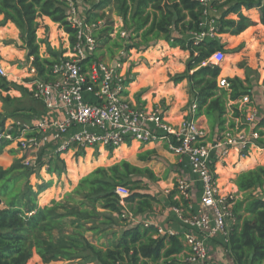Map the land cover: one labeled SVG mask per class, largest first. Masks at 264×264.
I'll return each instance as SVG.
<instances>
[{"label": "trees", "instance_id": "16d2710c", "mask_svg": "<svg viewBox=\"0 0 264 264\" xmlns=\"http://www.w3.org/2000/svg\"><path fill=\"white\" fill-rule=\"evenodd\" d=\"M69 1L0 0V28H12L17 32L22 42L18 50L26 53L27 59H32L31 65L43 79H47L50 67L64 59L76 42L77 29L67 21ZM110 5L121 18L128 35V39H119L120 45L114 43L119 52L129 56L121 61L128 63L132 54H145L149 66L131 63L125 75V87L128 89V85L135 81L134 68L144 69L146 66L147 73L153 74L161 59L166 57L165 51L184 53L187 58L179 55L167 58L159 82L167 80L173 85L186 82L188 100L196 104V116L206 118L211 140L224 131L227 104L249 96V74L259 76L264 71V47L255 43L258 41L256 32L264 36V0H213L211 7L216 6L220 12L214 19L216 28L213 38L201 41L195 37L203 33L205 8L197 0H100L98 7L88 12L86 23L102 22L105 15L97 11ZM41 19L44 20L42 26ZM112 24L113 21L105 23L97 33L99 47L93 60L102 61L99 50L118 40L108 36ZM129 37L132 41H128ZM138 38L140 43H134L133 40ZM13 51L10 44L0 48L3 68L8 66L11 56H17ZM217 52H222L224 59L226 55L235 57L240 53L245 58L240 57L233 68L223 69L224 60L219 65L209 63ZM254 64L257 69H252ZM13 68L21 69L17 65ZM222 79L229 83V89L219 86ZM10 85L0 76V96L4 102L14 99L3 96L11 90ZM19 88L26 92L21 86ZM155 107L162 109V116L166 119L169 104L165 102L164 109L159 104L152 108ZM237 116L235 106L234 117ZM184 119L183 115L177 124L167 122L178 126ZM13 127L12 135L16 139L0 140V264H183L181 258L187 247L182 233L160 236L154 225L146 227L139 220L161 202L154 195L142 192V181L131 180L142 175L155 180L153 172L136 167L127 159L136 153L138 147L137 159L151 161L155 158L154 150L143 149L158 143L130 141L102 153L90 150L88 155L86 151L89 149L71 147L46 161L42 160L44 149H41L37 163L39 170L45 168L44 175L49 178L45 181L38 176L39 170L23 165L25 156L19 139L22 128ZM3 129L4 122H1L0 131ZM254 130L258 134L254 144L264 151V117L257 118ZM35 135L34 128H30L23 139ZM262 155L264 152L257 153L253 148L243 153L233 149L227 157L213 162V175L221 191H224L226 179L231 174L229 166L239 171L230 180L237 192L224 191L242 194L233 207V224L226 245L233 264H264ZM78 173L86 174L63 198L41 200L40 195L52 186L55 178L68 186V181L73 183ZM31 177L38 178L34 185ZM117 187L125 188L128 197L122 200L115 192ZM256 192L260 195L257 196ZM175 195V190L168 195L170 207L180 208L186 215L188 202L174 200ZM98 209L110 215H102ZM113 216L124 227L119 235L109 232L115 225ZM131 219L136 223L128 224ZM96 222L105 227L100 230L94 226ZM86 232H93L99 240L105 237V244L97 246L88 242L84 237Z\"/></svg>", "mask_w": 264, "mask_h": 264}, {"label": "built area", "instance_id": "2783aa9c", "mask_svg": "<svg viewBox=\"0 0 264 264\" xmlns=\"http://www.w3.org/2000/svg\"><path fill=\"white\" fill-rule=\"evenodd\" d=\"M197 1L205 8V19L212 12L213 0ZM66 14L67 21L77 29L74 46L64 59L50 67L47 79L41 78L32 65L27 68L26 87L32 98L41 103L44 115L31 127H21L19 139L25 156L23 165L34 171L39 170L34 154L41 149L51 157L71 147L90 148L102 153L130 141L163 145L186 164L193 182L199 185V200L197 209H192L191 183L178 179L174 200L188 202L189 210L186 215L180 208L172 207L171 210L182 231L156 227L157 234L174 236L182 233L187 247L181 259L183 264H213L209 259L207 242L218 236L226 250L231 230L228 224H233L236 195L220 190L212 166L214 161L227 157L233 149L243 153L258 148L254 144L258 139L254 130L257 117L252 112L249 96L234 102L238 110L234 127L215 136L212 141H207V132L198 122L194 102L189 104L184 121L172 126L162 116L161 108H139L126 97L123 74L125 63L121 61L125 57L123 51L111 63L92 59L99 47L97 33L104 28L105 23H86L85 19L77 16L71 1L68 2ZM211 22L215 23L214 20ZM215 28L216 25H211L195 39L201 41L212 38ZM108 36L110 39L128 38L122 20L113 22ZM223 60V53L217 52L209 59V63L219 65ZM0 76L7 77L1 65ZM219 86L229 89L226 79H222ZM30 128H34L36 135L23 139ZM13 131L6 128L1 130L0 140L14 141ZM115 192L122 200L129 195L123 187H117ZM121 204L124 205L123 202Z\"/></svg>", "mask_w": 264, "mask_h": 264}, {"label": "rangeland", "instance_id": "374dc122", "mask_svg": "<svg viewBox=\"0 0 264 264\" xmlns=\"http://www.w3.org/2000/svg\"><path fill=\"white\" fill-rule=\"evenodd\" d=\"M73 6L76 9V13L77 16L80 18L85 19L88 15V12L91 10V12L98 7L100 0H71ZM217 6V4H216ZM213 7L212 8V12L205 18L203 19V31H206L208 28L211 27V25H216L215 23H212L211 20H214L215 18H217L219 16V10H217V8ZM98 13H103L105 15V19L102 21V23H109L110 21H113L114 23H118L119 20H121L120 17L117 16L115 9L112 5L110 6H106L104 8H99ZM44 25V20H40V26ZM13 29H7V28H0V48L3 46H6V44H10L11 49H12V53L17 55L15 58L14 56H11L8 60V66L13 68V66L17 65L18 67L21 68H26V66L28 65V59L26 58V53H22L21 51L18 50L19 47L22 46V42L19 39V36L17 34L16 31H12ZM261 33L258 31L255 33L256 38H257V42L256 45H262L264 47V36L260 35ZM118 40H115L112 43H108L106 45H104L99 51L100 53L103 55V58L101 59L103 62L105 63H111L114 61V59L116 57H118V53H119V48L118 46L114 45L115 44H119L121 43V41L119 40V38H117ZM128 39V38H127ZM130 40L128 41H132L131 37H129ZM134 43H140V39H135L133 40ZM239 41V40H238ZM22 53V54H21ZM99 53V54H100ZM125 57L127 59L128 54H125ZM240 57L245 58V56L238 54L235 57L232 56H227L225 57L223 63H222V67L223 69H231V67L233 68L234 65H236L238 62V59H240ZM168 57L162 58L161 61H163L164 63L166 62ZM130 61L127 64V67H129V65L132 64H145L146 66H148L147 60L145 58V56L141 55V54H132V57L129 59ZM243 61V60H239ZM149 67V66H148ZM12 70V69H11ZM10 72V70H9ZM133 74V73H132ZM250 78L255 79L254 81H256L255 83L259 84V81L261 79H259V77L256 74L250 73L249 74ZM261 86L264 85V81L261 80ZM11 87H13V90L18 91L17 94H12V98H14L11 102H4L0 96V123L4 122V127H6V130L10 129L11 126L13 127V125H16L18 127H31L36 121L40 120L42 117V112H40L39 106L37 104H35L33 102V100L29 97V95L23 91L21 88H19V86L17 84H11ZM14 128V127H13ZM210 131V129H208ZM211 136L210 133L207 132V141H212L211 140ZM74 148V147H72ZM91 151L87 150L86 154L88 155ZM93 153H97L92 151ZM258 153V152H257ZM39 154H40V150L36 151L34 154V158H39ZM49 158V154L48 153H43L42 156V160L46 161ZM261 162L264 163V156L262 155L261 157ZM156 159V158H154ZM175 161L170 162L165 161V160H154L153 164L151 166H149V168L152 170L153 174L155 175L156 179L153 180L151 178H149L146 175H142L140 177H133L131 180L132 181H142L141 182V187H143L142 192H147L150 193L152 195H154L155 197H157L159 200L162 201V203L158 206H155L154 209L151 211L152 213H155L157 215L160 216H167V219H170V206L169 203L167 201V196L169 194L170 191H172V189H175L176 186V179L178 178V176H176L175 172L172 171V167L174 165L177 164V159H174ZM130 163L131 160H129ZM261 164V163H260ZM110 166V165H109ZM106 167H108L106 165ZM38 171V170H37ZM44 171L45 168L39 170L38 172V176L40 178H44L45 181H48L49 178L46 177V175H44ZM230 173L232 171H229ZM79 175L74 177L75 180H73V183L68 181L69 185L66 186L64 184H62L60 181L57 182L56 178L55 180H53L52 182V186L45 192H43L40 197L41 200H45V201H50L51 199H61L64 197V194L66 192H69L71 190V188L77 184V182L79 181V179L81 177H83L86 173H78ZM228 174V172H227ZM233 174V173H231ZM65 177V175L62 176V179ZM73 178V177H72ZM38 180V178H36V180L33 179V177H31V184L34 185L35 182ZM67 183V184H68ZM75 183V184H74ZM257 196H259V192L255 193ZM236 201L241 199V195H236ZM99 213H101L102 215H110L108 214V212H104L100 209L97 210ZM150 213H146L145 215H149ZM114 221H115V225L113 226L112 230H109V232L114 231L115 233H117L118 235L121 233V231L123 230V226L120 224L119 221H117L116 217L113 216ZM143 221L147 222V219H143ZM167 221V220H166ZM169 223H171L172 221H168ZM136 221L131 219V221L128 224H135ZM148 223V222H147ZM93 224V223H92ZM91 223L89 225H92ZM94 226L99 227L100 230H102L105 226L96 222L94 223ZM84 237L86 238V240L88 242H91L94 245L100 246L105 241V237H103L102 239H98V236L95 235L93 232H86L84 234ZM84 255H88V253H84ZM55 264H61V263H55Z\"/></svg>", "mask_w": 264, "mask_h": 264}, {"label": "crops", "instance_id": "0c3cea01", "mask_svg": "<svg viewBox=\"0 0 264 264\" xmlns=\"http://www.w3.org/2000/svg\"><path fill=\"white\" fill-rule=\"evenodd\" d=\"M165 54H166V57L168 58H172L177 55L183 58L188 57V55H184V53L178 52L176 50L165 51ZM143 56H146V55L144 54ZM31 60L32 59H28V65L24 69L23 68L21 69L11 68L9 66L5 67L4 69L7 73V77L5 79L7 80V82L11 84L13 83L17 84L18 86H21L22 88L26 90V93L33 100V102L39 106L40 112H42V115H41L42 117L44 115V109L41 103L32 98L29 90L26 87V83L28 82L27 68L29 67V65H31V62H32ZM127 64L128 63L126 62L125 65L123 66L124 75H126V72H127V68H128ZM166 66H167L166 62L164 63L163 61H161V64L158 66V68L155 70L153 74L147 73L148 68L146 66H143L144 69L139 66L134 68L133 73H134L135 81L128 85V89L125 95L129 101L137 105L139 108L150 109L153 106L159 104L163 106V109H164V103L166 102L167 104H169V109H168V112L166 113V119L173 124H177L179 123L183 115L184 116L186 115L187 108L191 101L189 102L188 95L186 94V82H183L178 85H173L172 83H169L167 80L162 83L159 82V80H161L160 73L163 72L164 69H166ZM252 69H257V65L254 64L252 66ZM258 77L259 79L263 80L264 71H262V73H260ZM250 79H251V84H250L251 89H250L249 98L251 100L252 112L256 114L257 118L264 117V85L262 86L260 85L261 80L259 81V84H257L255 83L256 81H254L255 79L253 80L252 78ZM17 93L18 91L13 90V87H12L11 90L7 93H4L3 96L9 95L10 97H13L12 94H17ZM163 99H165V101ZM235 106L236 104L231 101L227 104V109H226V114H225L226 124L224 126V131L233 128L235 125V119L237 118V117L236 118L234 117V107ZM198 122L205 129L206 132L210 133V131L208 130L209 125L204 116L198 117ZM232 124L233 126H231ZM10 129L14 130L12 126ZM89 150L93 151L90 148ZM143 150L144 151L154 150L153 157H155L156 159L153 158L151 161L140 162L137 159V154L139 151L137 147L136 153L131 155L127 159V161L129 162V160H131L132 163L130 162L129 163L136 167L148 168L149 170H151L149 166L153 164L154 160L159 159V160H165V161L169 160L170 162L172 161L174 162L175 161L174 159L175 158L177 159V164L172 167V171L175 172L176 176H178L176 181L178 179H184L191 183L190 207L196 210L198 207V200H199V188H198L199 185L198 183L193 182V176L190 175L189 170L186 167V164L182 162L180 158L171 154L161 144H156V145L149 144L145 146ZM253 150L259 153L264 152L263 150H260L259 148H253ZM228 170H231L232 171L231 173L233 174H230L227 177L226 180H228V182L227 184H225L224 191H234V193H236L237 188L230 180H232L235 177V175L238 174L239 171L238 169H234L231 165L229 166ZM173 190L175 189H172V191ZM237 195L242 196L241 193H237ZM160 202L162 203L161 200ZM171 209L172 207H170V213H171L169 217L170 219H167V216H160L155 213L151 214V212H147L150 214L145 215L146 214L145 213L143 216H141L139 220L143 221V219L146 218L148 223L145 221L143 222L149 225H154L155 227H162L164 229H172L174 231L181 232L182 227L180 223L178 222L176 215ZM169 220L172 222L169 223L168 222ZM231 227H232V222H229L228 228L231 229ZM207 247H208V252H209V259L212 261L213 264H233L232 259L230 258L227 250H225V247H223L221 239L218 236L211 238V240L207 242Z\"/></svg>", "mask_w": 264, "mask_h": 264}]
</instances>
